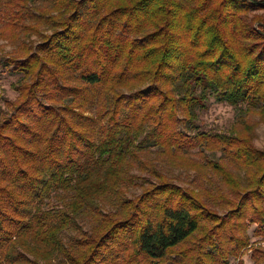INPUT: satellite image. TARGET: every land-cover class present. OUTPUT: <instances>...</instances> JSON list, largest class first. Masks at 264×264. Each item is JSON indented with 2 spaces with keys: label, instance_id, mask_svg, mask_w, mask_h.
Returning <instances> with one entry per match:
<instances>
[{
  "label": "trees",
  "instance_id": "16d2710c",
  "mask_svg": "<svg viewBox=\"0 0 264 264\" xmlns=\"http://www.w3.org/2000/svg\"><path fill=\"white\" fill-rule=\"evenodd\" d=\"M260 10L264 0H0V38L18 43L6 61L23 74L0 120V264H230L248 250L264 264V150L246 130L180 129L209 89L264 115V28L247 17ZM148 141L193 168L196 188L143 158ZM136 167L157 182L129 196Z\"/></svg>",
  "mask_w": 264,
  "mask_h": 264
},
{
  "label": "rangeland",
  "instance_id": "374dc122",
  "mask_svg": "<svg viewBox=\"0 0 264 264\" xmlns=\"http://www.w3.org/2000/svg\"><path fill=\"white\" fill-rule=\"evenodd\" d=\"M40 2V1H39ZM259 14L261 19L253 22V25L257 29H263L264 27V10L257 12H249L247 17L251 20L254 19V15ZM24 39H31L38 41V36L33 34L30 37H24ZM18 46V43L12 41L11 38H0V120L4 116L6 111V101L15 100L19 94L18 90L15 88V84L20 82L23 78L22 73H15L12 66L7 64V58L11 52ZM202 92L199 88L198 93ZM206 99L204 109L198 108L197 118L195 119V124H184L180 125V129L185 131L190 135H194L196 130L205 132H224L231 133L233 131H245L250 136L252 144L260 149L264 150V115L260 114L258 110H253L248 107L247 104L241 105H231L227 102H221L218 100V96L215 91L207 90L205 92ZM192 126V127H191ZM201 148H196L190 150L191 156L199 159ZM161 148L154 147L150 141L145 143V149L142 151L143 158H148L150 162H153L155 168L167 175L175 183L182 185L187 188H196L199 183L196 177L198 173L191 167H185L178 164H174L172 160L167 159L163 154H161ZM207 157L217 160L223 155L220 150L207 151L205 150ZM174 155H172L173 158ZM191 158V157H188ZM189 164L191 160L187 161ZM187 165V164H186ZM191 165V164H190ZM185 167V168H184ZM156 170V171H157ZM132 173L140 176L136 180V185H131L126 187L127 194L129 196H136L142 191L143 184L156 183L157 177L149 171H141L139 168H134ZM142 179H145L143 181ZM214 185H219L224 188L223 184L216 180ZM50 200V199H49ZM218 213L224 214V209L216 208ZM84 226L86 229L89 228V224L85 221ZM256 228L255 224L250 225L249 234L251 235L252 242L259 241L261 238L254 236V230ZM260 245V243L256 244ZM264 247V242L261 243ZM251 264V250H248L243 256L242 261L239 262L238 259H232L230 264Z\"/></svg>",
  "mask_w": 264,
  "mask_h": 264
}]
</instances>
